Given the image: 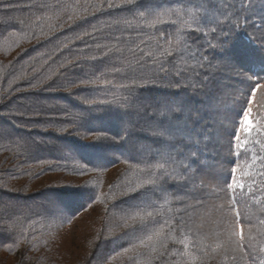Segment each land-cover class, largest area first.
Here are the masks:
<instances>
[{"label": "snow or ice", "instance_id": "snow-or-ice-1", "mask_svg": "<svg viewBox=\"0 0 264 264\" xmlns=\"http://www.w3.org/2000/svg\"><path fill=\"white\" fill-rule=\"evenodd\" d=\"M7 7L28 11L27 19L15 23L40 26L41 35L45 25L50 33L67 26L81 30L76 40L90 37L95 41L98 54L84 58L92 61L87 70L79 59L59 66L81 70L73 71L71 77L61 73L69 91L87 90L91 95L100 85L115 87L114 80L121 81L119 88L124 93L114 101L85 97L83 102L115 103L122 128L117 133L119 139H111L147 163L139 168L146 179L120 191L117 197L133 210L131 222L126 220L123 227L132 229L131 234L139 241L124 252L145 249L140 264H153L155 260L161 264H211L213 260L217 264H264V240L257 241L251 228L245 231L252 219L246 197L254 191L256 181L246 184L237 178V167L225 175L209 163L220 154L225 136L229 152L237 157L251 150L250 143L264 152V120L250 119L254 105L264 108V57L257 58L248 49L234 50V36L241 31L248 35L249 27L261 32L258 37L249 35L250 42L264 41V0H32ZM34 13L38 15L33 18ZM11 23V17L0 18V25ZM97 34H106L109 43H100ZM209 35L212 39L206 40ZM86 47L92 49L93 45ZM30 87L50 89L54 84ZM158 87L167 92L160 96L144 94ZM229 98L235 118L226 121L222 113ZM8 99L10 95L0 97V104ZM44 113V106L37 101L31 105L20 102L10 109L11 116L26 118L30 123ZM13 125L27 126L15 125L14 120ZM10 135L9 128L0 125V136ZM253 159L264 165V156H257L255 151ZM257 175L264 177V172ZM170 182L178 184L184 196L194 201L187 207L197 209L205 205L206 198L213 197H219L221 203L208 207L199 222L191 225H173L167 219L161 224L157 217L163 213L156 204L168 193ZM259 183L264 186V180ZM0 204L10 210L0 216L4 220L0 238L7 236L10 243L0 239V244L9 252H19L22 246L35 248L16 214V205L4 200ZM213 210L221 217L213 221L212 231L205 232V217L210 218ZM45 212L64 214L59 207ZM259 224L258 231L264 237V219ZM177 228L179 236L175 235ZM169 241L182 245V250L169 251ZM20 256L16 264H23L25 253L20 252ZM173 256L175 260L170 259Z\"/></svg>", "mask_w": 264, "mask_h": 264}, {"label": "trees", "instance_id": "trees-1", "mask_svg": "<svg viewBox=\"0 0 264 264\" xmlns=\"http://www.w3.org/2000/svg\"><path fill=\"white\" fill-rule=\"evenodd\" d=\"M30 2L32 0H0V18H13V23L0 25V97L11 96L0 104V125L7 126L11 132L10 136H0V200L16 205V214L21 217L23 228L36 247L22 246L19 252H9L4 244H0V264H16L21 259L20 252L25 253L23 264H140L145 249L124 252L139 241L131 234L132 229L123 227L126 220L131 222L133 210L121 204L117 197L120 191L146 179L139 168L146 167L147 163L111 139L116 137L118 140L117 133L122 128L115 103L87 105L83 102L85 97L114 101L115 96L124 93L119 88L121 81L116 78L115 87L100 85L91 95L87 90L69 91L65 75L61 73L71 77L73 71L80 73L81 70L59 66L68 60L79 59L87 70L92 61L84 58L98 54L95 41L90 37L76 40L75 36L81 30L75 27L66 26L50 33L45 25L44 35H41L40 26L30 28L15 23L20 18L27 19L29 12L7 5ZM35 15L38 13H34L33 18ZM247 32L248 35L241 31L234 36V50L248 49L253 56L264 57V41L257 39L253 43L249 40V35L258 37L261 32L252 27ZM97 35L100 43H109L104 38L106 34ZM205 39L211 40L212 37L209 35ZM65 44L68 47H64ZM89 44L93 45L92 49L86 47ZM108 79L113 78L109 76ZM45 82L54 84V87H30ZM166 92L158 87L146 90L144 94L160 96ZM33 101L45 108L42 117H33L34 122L10 115L14 104L25 102L31 105ZM250 119L264 120V108L254 105ZM13 120L15 125L27 126H14ZM45 120L49 122L45 123ZM255 135L253 132L252 136ZM248 147L251 150L239 157L231 153L229 172L237 167L238 179H243L246 184L256 181L252 185L254 191L246 197L252 219L245 231L251 228L256 240L261 241L264 237L258 230L261 228L259 220L264 219V186L259 182L264 177L257 173L264 172V165L259 159H253V151L257 156H264V152L255 143ZM177 197L184 199L178 200ZM193 203L179 190L178 184L170 182L168 193L157 200L156 206L163 213L157 220L161 224L167 219L173 225H191L194 221L199 222L208 207L221 203V200L219 197L206 198L205 205L197 209L187 207ZM55 207L63 209L64 214L56 216L45 212V209ZM8 211L0 204V216H5ZM220 217L221 213L213 210L210 218L205 217L203 231H212L215 227L213 221ZM3 223L4 220H0V224ZM175 235H180L179 228ZM0 239L10 243L7 236ZM182 247L168 242L169 251L182 250ZM153 264L161 262L155 260ZM211 264H217V260Z\"/></svg>", "mask_w": 264, "mask_h": 264}, {"label": "rangeland", "instance_id": "rangeland-1", "mask_svg": "<svg viewBox=\"0 0 264 264\" xmlns=\"http://www.w3.org/2000/svg\"><path fill=\"white\" fill-rule=\"evenodd\" d=\"M231 108H232L231 100L226 99L224 102L223 113H222L226 121H231L232 119L235 118V114L233 111H231ZM229 130H231V124H229ZM217 157L215 158V162L211 164L212 168L216 172H222L223 174L228 175L231 153L229 152V144H228L227 136H225L223 139L222 147L220 148V154Z\"/></svg>", "mask_w": 264, "mask_h": 264}]
</instances>
